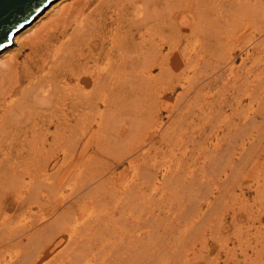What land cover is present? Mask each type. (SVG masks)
Here are the masks:
<instances>
[{
  "label": "bare ground",
  "instance_id": "6f19581e",
  "mask_svg": "<svg viewBox=\"0 0 264 264\" xmlns=\"http://www.w3.org/2000/svg\"><path fill=\"white\" fill-rule=\"evenodd\" d=\"M249 1L247 0V2ZM254 1L256 0H253V3ZM233 2L235 1L233 0ZM226 3L225 0H52L45 7H43L29 22L24 24L22 27H20L17 31L13 33L12 35L13 41L11 40L12 43L10 42L11 44L8 43L0 49V203L3 202L4 199L3 197L14 196L18 192L20 193L22 190H24L25 194L20 199V201L23 203L22 205L24 208L23 209L21 208L22 210L18 213L19 215L18 219H14V218L12 219L11 218L12 216L8 217L4 213L0 214V264H39L41 263L40 261H43V258L50 252L53 246L62 241L60 240L61 236L66 233L69 235V240L66 246L62 250L56 253L55 259L58 261L57 264H138L137 262L142 264H149L147 258L149 259V257L153 255L155 256L156 261H152L153 263L151 264H176L177 263L175 262L176 259H170L173 258L174 255L177 257L176 255L177 253L176 254L174 253V251H176V247L174 246H180L177 247V249H179V251L181 250L182 252V250L186 249L190 244L193 234L196 233L197 236L203 235L204 231L198 230L200 228H203V226L201 227V225L198 226L197 224L201 220H204L203 219L204 211L199 207V203L201 202L199 200V197L206 198V201H208V203L211 204V201H213L211 195L213 193L212 190L214 189L211 188L213 187L214 179L206 173L205 167L207 166L210 167V169L215 171V173L224 171L227 176L230 175L227 172L228 168L232 169L233 167H235L233 168L234 171L231 172L233 173V175L236 176V172H237L236 169L240 167V164H242L240 163L241 159L244 158L243 156L246 154H242L241 152L239 156H236V150H234V148H238L239 143H237V141L239 140L240 136L243 137L241 135L242 133L241 131H244L245 129L248 128V122H247V127L239 129L238 133L240 136L237 137L238 139L237 141L235 140L236 137L234 138L232 136L233 140L230 139L227 143L224 144V146L218 143L216 144L218 148L216 149L211 148V150L205 147L206 144H208L207 142L206 144H204V141L200 143L202 145L201 147L202 149L200 148L201 149L200 152L209 154V156L207 159H205V161H203L202 164H200V166H198V168L201 169L200 171L202 172V174H199V172L192 171L193 169L196 168L192 167L191 169H189L191 167V164L196 163L197 165V162H199L197 160L200 159V156L202 154L200 153L199 154L200 156H195V153H191L192 154L191 156L194 157H192L193 159L191 161L189 160L188 148L190 145L189 144L190 139L188 138L189 135L187 136L186 134L190 133L189 130L190 125L193 122L190 120L186 121L187 118L179 119L180 117L179 113L176 119L174 118L171 119V121L167 124L163 118L158 119L154 111L157 108L153 109L154 107L153 104L155 102V105H158L160 107L163 104H162V98L160 96L161 93L159 96L157 95L155 97L154 95L156 93L154 92L155 93L153 94L154 99H152L150 102L152 108L148 106L149 111L145 112L144 113L145 115L138 114V116H140L139 118L138 116L136 117L134 116L133 119L131 118L130 120L127 121V124L130 127L129 136H133V133L137 131L136 133L137 138L134 137L133 139L132 138L128 139L126 135V142H125L126 148L125 147L124 148L126 149V152L128 151L129 153L127 154L128 155L127 157L131 158V163L132 165H135V170L139 171V169H144V171L142 170V172L140 173L141 179L140 177H138L139 179H137V181L133 180L134 184L133 185L130 184L128 185V187L126 186L125 190H123L124 192L125 191L127 192L128 197H130V199L128 200L129 205L126 203L125 206L123 203L121 207L120 205L117 204L118 206L121 207L120 214H122V217L120 218H118L119 215L118 217H116L115 215L111 214V212L115 210L114 209L111 211L112 207L110 205V204L113 205V200H114V199L112 200L111 198L112 196L110 195L112 193V190L110 189L113 188H111L110 186L109 187L110 189L108 188L109 189L108 191L105 192L101 191L99 192L100 194L97 193V189L95 192V188H94L95 186H93V184L97 179L96 180L94 179L95 176L93 172L94 173L97 172L98 174H100V169L97 171L95 169L96 166L85 168L83 167L82 164L84 163L85 166L87 164L86 163L87 160L85 159L86 160L85 161L83 159L82 160L79 159H81L83 153L86 150L88 151L90 147L94 148L92 150L93 153L95 152L97 153L98 151H105L106 153L107 150L113 152V148L115 149L118 148L117 151H119L123 146H125V143L122 142V137H121L124 136L125 133L123 132L122 129L119 128V126L122 123H119L120 118L118 120L113 118L114 114H112L113 113L112 110L114 109H112V107L115 104V102L120 101L117 100V98L115 97L116 95L114 93L116 94L117 92L127 93L126 76L127 75L129 76L131 74V73L128 74L129 71L151 73L157 67H161L160 75L158 76L156 75V77H153L152 79H156L157 81L158 77H160L161 80L162 78H166L167 82L166 81L164 82V84L166 85L163 86V88L166 90L175 88V85L173 84L174 78L178 79L184 77V79L187 80L191 78L190 69H192L193 67L196 68V64L195 66H192L195 63L193 59L197 58L196 61L198 63L200 61V59H198L200 56L198 57L197 55L193 54L192 52L193 50L190 51L188 50V46H185L183 48V54L186 60L181 62L180 65L181 70L176 72L173 68V65L174 63L177 64L179 62V60L177 59L178 55L176 53L178 49V44L184 40L189 41L190 38L192 37L191 33L194 28L200 30L201 27H203L205 30L206 26L210 25V24L206 25L209 19L210 11H215V12H219L220 10L223 11L226 7ZM256 3H261L259 5L264 6V0H258V2ZM240 5L242 6V4ZM250 5L251 3L249 4V6ZM255 5L256 4L254 3L253 6ZM256 8L257 7L253 9H255V11L257 12V9L259 7L257 9ZM260 8L264 9V7L261 6ZM214 16H212L213 19ZM239 26L240 25H236V26L234 25L233 26L234 29H232L231 31H229L228 29L227 35L230 36V34L232 33V36H234L236 40V38L242 34L241 30H244L243 29L244 27L239 28ZM214 28L216 29L217 27ZM210 30L213 31L212 29ZM205 33H203V35ZM217 33L214 34L218 36ZM205 36L206 35H204L203 37ZM198 39L196 37V40ZM198 41L200 43V39ZM260 41H259V45H260ZM214 42H216V40ZM222 42H224V40ZM15 43H18L17 49L14 48V50H10V52L8 53L7 51L10 49V45H13ZM212 43L213 41L211 40V44ZM207 44L210 43L208 42ZM217 44L219 43L217 42ZM217 44H216V49H218ZM202 48L204 49L203 46ZM230 48L231 45L229 49ZM26 49H28L27 52ZM198 49H201V46ZM210 50L213 51L212 48ZM253 50L254 49H252V51ZM194 51H196V49ZM219 51L221 52V50ZM21 52L22 53L26 52V54L22 59H20ZM218 52L216 53L219 54ZM200 54L202 55V52ZM236 54L237 53H235V55ZM213 56L215 58L219 57V56L216 57L215 55ZM232 56H234V54ZM203 59L205 60V58ZM192 61L193 64L190 63ZM213 61L215 60H212L210 62ZM225 65L226 64H224V66ZM216 66L217 68H219L218 71H222L225 68V67L222 68V65L219 67L218 65ZM214 67L212 68L214 69ZM203 68L204 67H202V69ZM206 69H203L205 70L203 71V74L204 72H206L205 74H207ZM233 69L234 66L232 65V63H229L226 70H224L223 72L224 74L228 73V76L225 77L228 80V82L230 80V75L232 74ZM127 70L128 72H126ZM251 76L249 78H251ZM202 79L205 80V78ZM215 79L217 80V77H215ZM252 79H254L253 76ZM190 80H189L190 85L186 90V93L189 95L191 94L190 92L197 79L195 78L196 80L195 82L191 81L193 84L190 82ZM234 80L236 81L237 78L235 79L234 77ZM242 81L245 80L243 79ZM253 83H255V81H253ZM158 84L159 82L157 83V85ZM222 84L224 83L222 82ZM250 84L251 83H249V85ZM151 85L153 84L151 83ZM249 85H247V87H245L244 90H246L249 87ZM137 88L139 87L137 86ZM144 88L145 89L147 88L148 90L149 87H144ZM239 88H241V86ZM254 88L255 87H253V90ZM248 89L246 92L249 91ZM160 90H161L160 87H158L157 91ZM210 90L211 89H209V92ZM252 91L248 92V94L254 100L256 94L254 93V91L253 92ZM119 94L118 95L121 96L122 93ZM143 94L146 95L147 93H143ZM141 95L142 93L139 92L138 96ZM148 96L149 95H147V97ZM180 96L182 97L183 95L181 94ZM124 97L126 98L127 96ZM132 97L133 95L131 96V98ZM244 97H242V99ZM135 98L136 97H134V99ZM149 98L152 97L149 96ZM208 100L210 103L211 102L210 99ZM208 100L206 102H208ZM127 101L129 105L130 103L129 99ZM212 102H215L214 99ZM175 104H173L172 105L173 107L170 108V116L172 117L173 115H176L175 110L177 105ZM205 105H207V103ZM239 105H237V107H239ZM125 106H127V104ZM216 107L217 106H215V108ZM196 108L194 110H196ZM130 109H132V107ZM200 110L203 109L200 108ZM115 111L116 110H114V112ZM152 113L155 114L154 117ZM147 114L151 115L149 117H153V118L145 119ZM222 114L223 117L225 114L224 113ZM215 116H217V114ZM209 117L212 118V116ZM62 119H68V121L70 119H76V120L78 119V123H79V119L80 120L92 119V120L88 121V123L86 120L85 122L83 120V124L85 125H82L81 127L82 129L81 131H79L80 133L77 130L74 132L75 134L73 133L69 134L70 136H72V138L70 139L71 141L67 145L66 135L68 133V130L66 131L64 129L66 127V124H63L65 123V121L63 122ZM124 120H125L124 122L126 123V119ZM177 120L180 122L182 126V130H181L182 137L179 141H175L173 136L174 129L179 124L178 123L175 126V123L178 122ZM212 120L214 121V119ZM252 121L255 122V118ZM92 122L97 123L98 125L97 128L94 129L89 128L91 127ZM235 122L236 121H234L233 123L235 124ZM223 123L224 122H222V124ZM252 123L250 122V126ZM53 124L55 126V129L52 130L53 131L52 132L50 129L51 126H53ZM146 125H150L149 129L155 132V137L159 135V140L162 139L163 140L166 139L165 141L169 140L167 145H169L168 149L171 151L170 155H172L170 158L166 159V161L162 160L160 162V165L162 164L166 167V177L162 181H160L161 179L159 180L160 183H162L161 185L159 183L160 185L159 190L160 189L162 190V193L158 190L159 194H161L160 196H157L155 194L156 187L152 191L149 192L147 191L148 188L152 186V184L156 183L157 181L156 179L158 178L157 169L155 170V166H157V161H156L157 159H155V156L151 152L153 147L150 150L140 151L141 156L139 155V153H137L139 149L145 148V143L148 140V134L150 133V131L149 129L146 130L145 128ZM229 125L231 126V123H229ZM105 128L108 129L109 131L111 130L110 131L111 133L109 131L108 133L102 132V130ZM125 129H127V127ZM64 130L67 132L66 134L63 132ZM231 130H233V128ZM247 131L245 130L246 133ZM233 132L235 133V131ZM109 133L112 136H110ZM51 134H52V140H50ZM115 134L118 135L116 136ZM94 135L95 137L97 136V139L94 138ZM223 135L225 136L227 135V133ZM70 136L68 138H70ZM194 136L195 133L193 137ZM242 140H244V137ZM223 142H225V140ZM242 143L244 144L245 142L242 141L241 144ZM71 144H73L72 146H74L73 152L71 151V148H73L71 147ZM214 144L215 143H213V145ZM108 145L110 146L108 147ZM249 146L247 148H249ZM178 149L179 151L176 152L175 154L173 150L176 151ZM158 150H160L161 152L162 148ZM61 151L64 152L62 160H59L58 167L54 172L52 173L49 172V167L51 166V164H53V161H55L54 156L56 155L57 157H59L58 154ZM89 152L91 151H88L87 153ZM253 152L254 149L252 147L249 148V154L251 153V157H252L251 159H254L256 157V154H253ZM96 153L88 156L87 159L92 161ZM155 154H157V152ZM96 157L97 160H99L98 156ZM248 157H246V162L250 160L249 159L250 157L249 158ZM139 158L140 161H137ZM97 160H95L94 158V161L96 163H98ZM225 160H227V163H225L224 165L223 163ZM102 162L103 161H101V163ZM222 164L224 166H222ZM75 165L76 166L81 165L80 166L81 169L76 172L74 177L71 178V174H72L71 168H73ZM87 165L89 166V164ZM247 165H249V163H247ZM103 166L105 167V163ZM91 168H93V172L90 170ZM109 172L107 174L111 173ZM142 173L144 175L143 177H142ZM220 174L222 175V173ZM105 176L106 174L104 175V177ZM82 177H85L84 184H87L88 187L91 186L89 191L90 194L89 192L87 193L89 196L88 199L85 198L86 194L84 195V192L82 194V190L78 189L80 186L85 187L83 186V182L79 181ZM229 177L228 179L225 178L224 181H220L219 183V187L221 186V184L223 185L222 191H220V194H222L223 196H224L223 193L227 195H231L229 192V185H228L229 183H225V181L229 180ZM93 179L95 181L92 184ZM237 179L235 178L236 182H238ZM71 180H73V184H74L73 186H71L72 184H70ZM106 181H105L106 183L110 182L107 179ZM217 181L218 180H216L215 182ZM168 182L170 183L168 184ZM240 182H241L240 183V188H241L243 183L242 181ZM67 184L68 185L70 184L69 186L72 188L71 191H68L67 188L65 187V185ZM95 184L98 185V183ZM111 184H113L112 181L108 185ZM166 186L169 187L168 190L164 188ZM19 187L22 188L18 190ZM263 187H261V190L263 189V191H260L259 186L257 187V190L262 193L264 192ZM153 188L154 187H151V189ZM45 189H49L48 197L40 194V192H44ZM168 191H173L170 192L172 193V195L178 193V196L183 197L182 200H184V198L190 199L189 198L190 196L191 198H193L194 201L195 200L197 201V202L194 201L192 202L191 200V202H187L184 200L185 202L181 203L182 200H179L180 204L178 205L177 209H175L177 210L175 211L177 212L176 216L181 215V218L184 217V220L186 221L188 220L191 223L190 225L185 226L184 228H180L179 226L183 224L182 219L181 221L178 220L176 225H174L173 222L175 221V219L169 218V220L166 219L162 220V224L163 221L165 222V224H163L164 228L162 230L160 229L161 221L157 219V217L155 216L156 210L152 208H154L155 203L161 200L163 202V199L167 198V194H169ZM126 192H125V196H126ZM32 194L33 195L36 194V196H34V198H31ZM257 196L259 197V193H257ZM118 198L122 199L123 195L122 196L119 195ZM117 199H115V202ZM122 200L119 199L118 201H122ZM31 201H35V205L39 207V210L38 212L36 211L35 214L31 215L32 217L28 219L26 218L27 220H25L24 218L28 216L25 214L29 212L28 210H30L29 208L31 207L30 204H28V202L30 203ZM146 201L150 202V204H148L149 205L148 207H151L149 209L150 214L147 216H143L141 215L142 213L137 212V208L135 207H137L140 203L142 205L144 203L147 204ZM172 201L173 200H171L170 203L166 206L165 204H163L164 203L163 202L162 203L163 206L161 207L164 208L159 210L158 213H163L162 211H164V213L167 212L166 213L167 215L165 216H168L170 210H174V208L176 207L172 205ZM262 202L258 204V208L260 207V210L258 209L259 214L257 215V213H255L256 211L255 212L252 211L248 216L249 218H251L250 221H253V223L255 221L257 222V220H260L262 218V215L264 216V202L263 203ZM193 203H198V204L193 205ZM51 210H55L54 219L48 220L45 223V221L49 218L48 213L46 211L49 212ZM117 210H119V208ZM130 210L132 212H130ZM145 211L147 212V210ZM212 212L213 211L211 210V213ZM86 213L87 214L89 213V215H87L89 218L83 219V216L86 217ZM126 213H130L129 215H127V218H126ZM214 216L216 217V214L213 215V217ZM133 217H135V219H133L132 221L131 219ZM233 220L237 221L238 223L237 210L234 211L233 213ZM205 221H207V219ZM204 223L205 222H203L202 224ZM236 225L237 224L235 222V227ZM175 227L180 228V233L178 235L176 234V236L174 235V233H176ZM194 228L197 229L191 235L190 230ZM160 231H162L161 234ZM257 232L260 233L261 232L260 229H258ZM62 238H64V236H62ZM258 240L260 239L258 238ZM14 242H20L21 249L12 253L9 249V245H11ZM140 246L143 248L142 249L143 255H145V258L143 257V260L140 259L141 258L140 256H135L136 252L138 251L136 249H139ZM262 250L258 252V254L261 253L263 258L264 248ZM146 251H148V254H150L149 256L148 254H145ZM181 255L182 253L180 254V256ZM180 259L182 260V258ZM184 259L182 262H184ZM42 264H53V263L43 261Z\"/></svg>",
  "mask_w": 264,
  "mask_h": 264
},
{
  "label": "rangeland",
  "instance_id": "374dc122",
  "mask_svg": "<svg viewBox=\"0 0 264 264\" xmlns=\"http://www.w3.org/2000/svg\"><path fill=\"white\" fill-rule=\"evenodd\" d=\"M234 1L235 2H233V0H225V3L226 2L227 3H226V7H225V9L223 11L222 10H220L219 12L210 11V13H209V19H208V22L206 24V25L210 24V25H208L209 28H208V26H206V28L204 30V28L201 27V29H200L201 31L198 30V29H196V28H194L193 30H195V31L192 30V33H191V36L192 37L189 40L190 42L188 40H184V41H182L181 43L178 44V49H177V52L176 53L178 55L177 59L179 60V62L177 64L174 63V65H173V68H174V70L176 72L181 70V67H180L181 62H183V61L186 60L184 58L185 56L183 54V48L185 46H188V50H190V51L193 50L192 51L193 54L197 55L198 57L200 56L198 58V59H200V61L198 60L199 61L198 62L199 64L196 61L197 58H194L193 59V61L195 62L194 64H193V61L190 62L191 64H193L192 66H195V64H196V68L201 67L199 69H196L195 67H193L192 68L193 70L189 68L190 69V74H191V78H189V80L191 79L190 82L191 81L192 82L193 81L195 82L196 81L195 78L197 79V81L194 83V85L192 87V90L190 92L191 93L190 95L186 93V90L188 89V86L190 85L189 84V80L184 79V77L183 78H178V79H175L174 78L173 84L175 85V88H173V89L166 90V89L163 88V86L166 85V84H164V82L165 81L167 82V79L166 78H162V80H163L162 81L160 79V77H158L157 78V81L159 82V84L157 85L158 82L156 81V79H152V78L153 77H156V75L157 76L160 75V73H161L160 72L161 71V67H157L151 73H148V72L147 73H144V72H139V71H129L128 74H130V73L131 74L129 76L126 74L128 76V77L126 76V86H127L126 87V92L127 93H125V92H117V94L114 93L116 95L115 97L117 98V100H120V101L119 102L118 101L115 102V104L113 105L112 109H114L116 111L114 112V110H112L113 113H112V111H111V113L114 114L113 115V118L114 119H117L118 120L120 118L119 123H122V124L119 126V128L122 129L123 132L125 133L124 136H121L123 143L126 142V135H127V138L128 139H131V138L133 139L134 137L137 138V134H136L137 131L135 133H133V136H129L130 135V127L128 126L127 121L130 120L131 118L133 119L134 116L135 117L138 116V114L145 115L144 113L149 111L148 106H150L152 108V106L150 105L151 100L154 99V96L155 97L157 95L159 96L160 93H161L160 96L162 98V104L163 105H161V107H160L158 105H155V102L153 104V106H154L153 109L157 108L154 111H155L156 116H157L158 119H162L163 118L164 121L167 124V123H169L171 121V119H173V118L176 119V117H178V113H179L180 114L179 119H181V118L186 119L187 118L186 121H189L190 120V121L193 122V123L191 122L192 124L190 125V129H189L190 130V133L189 134H186L187 136L189 135L188 138L190 139V141H189V144L190 145H189V148H188V150H189L188 156H189V160L190 161L193 159L192 157H194V156H191L192 155L191 153H195V156H200L199 154L202 153V152H200L201 149H202L201 148L202 145L200 143H202L203 141H204V144H206V142L208 143V144H206L205 147H207L209 150H211V148L212 149L213 148L214 149L218 148L216 146V144H218V143L219 144H222V146H224V144L227 143L230 139L233 140L232 139V136L234 138L236 137L235 140L237 141L238 140L237 137L240 136L239 133H238L239 129L240 128L247 127V122H248V128L245 129L246 131L248 130L247 133L245 132V130L244 131H241L242 133L240 132L241 135L244 137V140H242L243 137L240 136L239 137V140L237 141V143H239L238 144L239 146H238V148H234V150H236V156H239L241 154V152H242V154H246V155L243 156L244 158L241 159V162L240 163H242V164H240V167H238V169H236V171H237L236 172V176L238 175L237 176L238 179L231 172V171H234L233 168H235V167L232 168L233 170L231 168H228V171L227 172L231 175V176L229 175L230 177L227 176L224 171L216 172L217 173L216 174L215 171H213L212 169H210V167L207 166V167H205L206 169L204 168L206 170V173L214 179V181H213V187H211V188H214L212 190L213 193L211 195V198L213 199V201H211V204H210V203H208V201H206V198L199 197V200L201 201L200 203L198 202L199 203V207L204 211L205 214L203 213V219L204 220H201L200 222H198V221H196V222H198L197 223L198 226L199 225H201V227L203 226V228H200L198 230H201V231H204V232H203V235L197 236L196 233L193 234L194 231L197 228L196 229L194 228V229L190 230L191 235L193 234V236L191 238V241H190V244L192 243V241H193V243L191 245L189 244L186 249L182 250V252H181V250L179 251V249H177V247H180V246H174V247H176V251H178V252L174 251L175 254L177 253L176 254L177 257L174 255L173 258H170V259H176L175 262H177L179 264H181V262L183 261L184 258H186V259H184V262L185 263L182 262V264H189V263L190 264L191 263L192 264H229V263L230 264H264V257L262 258L261 253L258 254V252H260L264 248V216L262 215V218L260 220H257V222L255 221L254 223H253V221H250L251 218L248 217L249 214H250V212H252V211H254V212L256 211L255 213H257V215L259 214L260 207L258 208V204L264 200V197H263L264 196L263 195L264 192L261 193V192H259L257 190V187L259 186L260 187V191H263V189L261 190V187L264 186V125H263L264 124V46H263L264 43H262V42H264V29H263L264 28V9L260 8V6L261 7H264V6L263 5H259L261 3H256V2H258V0L254 1V3L256 4L255 6H253L254 5L253 0L252 1L251 0L249 1L248 0L251 3L252 6L251 5L249 6L250 3L247 2V0H244V1L243 0H234ZM240 4H242V6ZM244 4H246V5H244ZM255 7H257V8L259 7L258 9L260 11L256 8L257 9V12H256L255 9H253ZM210 16H211V18H210ZM212 16H214V19L212 18ZM215 23H217V24H215ZM218 25H220V26H218ZM234 25L235 26L236 25H240L239 28L244 27L243 28L244 30H241L242 31V34L239 37H237L236 40H235L234 36H232V33L231 32H230L231 33L230 34L231 37L227 35V32H228L227 30L229 29V31H231L232 29H234L233 28ZM254 25H256V26H254ZM214 27H217L218 29L217 28L215 29ZM236 28H238V27H236ZM210 29H212L213 31H211ZM219 29H221V30H219ZM220 31L223 32V33H221ZM252 31H254V32H252ZM212 32H214L215 34L217 33L218 36L215 35ZM203 33H205L204 34V35H206L205 37H203L204 36ZM196 34H199V35H196ZM212 35L213 36L215 35L214 37H216V38H214ZM195 36L197 37V39L200 37L199 38L200 39V43L198 41L199 39L196 40V37ZM221 37H224V38H221ZM213 39H215L216 42H214L215 40H213ZM222 39L224 40V42H222L223 41ZM211 40L213 41L212 44H211ZM203 41H204L205 44L203 43ZM207 41L210 44H207L208 43ZM259 41H260V45H259ZM217 42L219 44H217ZM202 44H204L205 46L202 45ZM216 44L218 45V47H217L218 49H216ZM234 44H236V45H234ZM208 45H210V46H208ZM230 45H231V48L229 49ZM17 46H18V43H15L13 45H10V49L7 52L9 53L10 50H14V48L17 49ZM200 46H201V49H198V48H200ZM202 46L204 47V49L202 48ZM194 47H196V48H194ZM206 47H207V49H206ZM208 48H210V49L212 48L213 51H211ZM235 48H236V50H235ZM195 49H196V51H194ZM214 49H216V50H214ZM252 49H254V50L252 51ZM219 50H221V52ZM27 51H28V49H26V52ZM243 51H244V53H243ZM7 52H6V54H7ZM26 52H24V53L21 52L20 59H22L24 57V55L26 54ZM199 52L200 53L202 52V55ZM211 52H213V53L215 52V53L213 54ZM216 52H218L219 54H217ZM231 53H233L234 56H232L233 54H231ZM235 53H237V54L235 55ZM213 55H215L216 57L217 56H219V57L215 58ZM203 58H205V60ZM245 58H247V59H245ZM207 59L210 60V61H212V60H215V61L210 62ZM258 59L261 60V61H259ZM206 60H207V62H206ZM220 61H221V63H220ZM200 63H201V65H200ZM213 63H215L216 65H218V67L222 65V68L223 67H225V68L222 71H218L219 68H217V66L215 64H213ZM229 63H232V65L234 66V69L232 71V74L229 73L231 75H230V80L228 82V80L225 78V77L228 76V73H226L227 74L226 75L223 72H224V70H226V68L229 65ZM224 64H226V65L224 66ZM197 65H198V67H197ZM210 65H212V66H210ZM214 65H215V67H214ZM202 67H204L203 69H206L207 68L206 71H207L208 76H207V74H205L206 72H204L205 75L203 74V71H205V70H203ZM212 67H214V69ZM246 71H248V72H246ZM126 72H128V70ZM213 72H214V74H213ZM216 73H217V75H216ZM218 74H220V75H218ZM239 74H240V77H239ZM149 75H151V76H149ZM251 75L253 76L254 79H252V76ZM202 76H204V77H202ZM250 76H251V78H249ZM135 77H136V79H135ZM215 77H217V80L215 79ZM234 77H235V79L237 78V80H236L237 83L234 80ZM185 78H186V76H185ZM193 78H194V80H193ZM202 78H205V80L202 79ZM151 79H152V81H151ZM199 79H200V81H199ZM209 79H212V80H209ZM243 79L245 81H242ZM246 79H248V80H246ZM153 81H155L157 83H155ZM248 81H249V83H251L250 85H249ZM253 81H255V83H253ZM198 82H201V83H198ZM222 82L224 84H222ZM151 83L153 85H151ZM186 85H187V87H186ZM214 85H215V87H214ZM247 85H249V87H248L249 89L247 88L249 90L248 92L252 91L253 90V87H255L254 90H253L254 93L256 94L254 100L248 94V92H246L247 89L244 90V88L247 87ZM252 85H253V87H252ZM137 86L139 88H137ZM240 86H241V88H239ZM144 87H149L151 90L149 88L147 90V88L145 89ZM158 87H160V89H161L160 91H157V88ZM136 88L138 89V91H137ZM142 89H143V91H142ZM205 89L207 90V92H206ZM209 89H211L210 92H209ZM255 90H256V92H255ZM215 91H216V93H215ZM244 91L246 92V94H245ZM134 92H135V94H134ZM139 92L142 93V95H141L142 97L141 96H138L139 95ZM119 93H122V94L124 93V94H123V96H122V94H121V96H119L120 95ZM143 93H147V94L145 95ZM179 93H181L184 96V98H183V96L181 97L180 96L181 94H179ZM136 94H138V95H136ZM153 94H155V95L153 96ZM186 94L189 95V96H187ZM132 95H133V97L131 98ZM147 95H149L152 98H149V96L147 97ZM208 95H209V97H208ZM124 96H127V97L125 98ZM134 97H136L135 98L136 100L134 99ZM138 97H139V99H138ZM242 97H244V98L242 99ZM128 99H129V102H130L129 105H128V101H127ZM144 99H147V100H144ZM208 99H210V101H211L210 103H209V100ZM213 99H214L215 102H212ZM125 100H126V102H125ZM192 100H193V102H192ZM207 100H208V102H206ZM203 101H205V102H203ZM228 101H231V102H228ZM142 102H145V103H142ZM177 102H178V104H177ZM237 102H238V104H237ZM197 103H199V104H197ZM206 103H207V105H205ZM212 103H213V105H212ZM126 104H127V106H125ZM138 104H140V105H138ZM173 104L177 105V107H176V110H175L176 115H173V117H172V116H170V108L173 107L172 106ZM214 104H216V105H214ZM230 104H232V105H230ZM237 105H239V107H237ZM137 106H139V107H137ZM196 106H197V108H196ZM215 106H217L216 107L217 109L215 108ZM117 107H118V109H117ZM131 107H132V109H130ZM195 108H196V110H194ZM200 108L203 109V110H200ZM218 108H219V110H218ZM138 109H139V111H138ZM118 110H119V112H118ZM145 110H147V111H145ZM222 113L225 114L223 116L224 118L222 117V115H223ZM230 113H231V115H230ZM216 114H217V116H215ZM152 115L154 117L155 114L152 113ZM114 116H116V117H114ZM149 116H151V115L147 114L146 118L145 117H143V118H145V119H152L153 118V117H149ZM209 116H212V118L209 117ZM139 117L140 116H138V118ZM230 117H231V119H230ZM250 117H252L253 119L255 118V122L256 123L254 121H252L253 119L250 118ZM113 118H110V119H113ZM221 118H223L224 120L221 119ZM232 118H233L234 121L237 122V123L235 122L236 125L233 123L234 121L232 120ZM124 119H126V123L124 122L125 121ZM212 119H214V121ZM243 119H244V121H243ZM62 120H63V122L65 121V123H63V124H66V127L64 129L66 131L68 130V133L65 130L63 131L65 134L67 133V135H66V138H67L66 142H67V145H68V143L71 141L70 139L72 138V136H70L69 134H72V133L75 134L74 132L77 131V130H78V132L81 131L82 125H85V124H83V120H84V122L86 120L87 123H88V121H90L92 119H81L82 121L79 119V123H78V119L77 120L76 119H70L69 121H68V119H62ZM207 120H208V122H207ZM248 120L251 123L254 122V123L251 124V126H253V127L250 126V122ZM120 121H122V122H120ZM123 122H124V124H123ZM222 122H224V123L222 124ZM89 123H91V122H89ZM229 123H231V126L229 125ZM92 124H91V127H89V128H91V129L97 128L98 125H97L96 122H92ZM177 124H178V126L174 129V132H173V134H174L173 136H174L175 141H179L181 139V137H182V135H181L182 134L181 133L182 132L181 131L182 130V126H181V124H180L179 121L175 123V126ZM216 125H218V126H216ZM149 126L150 125H146L145 126L146 130L149 129ZM126 127H127V129H125ZM232 128H233V130H231ZM54 129H55V126L53 124V126H51V129L50 130L52 131ZM219 130H220V132H219ZM69 131H72V132H69ZM108 131L109 130L106 129V128L102 130V132H107V133H108ZM149 131H150V133L148 134V140L145 143V148L144 149H139L137 151V153H139V155L141 156V152L140 151L150 150L153 147V149H152L151 152L155 156V159H157L156 160L157 161V166H155V170L157 169L158 178L156 179L157 181L155 180L156 181V183H154L155 185L152 184V186H151V187H154V188L151 189V187H150V188H148L147 191L148 192L149 191H152L156 187L155 194L157 196H160L161 194H159V191L162 193V190L161 189L159 190L160 185L162 184V183H160V181H162L166 177V167L164 165H162V164L160 165V162L162 160H165L166 161V159L170 158L172 155H170L171 154L170 153L171 151L168 149L169 145H167V143L169 142V140L168 141H165L166 139L159 140V135H157L155 137V132H153L151 129H149ZM233 131H235V133ZM110 133H109V135H110ZM194 133H195V136L193 137ZM226 133H227V135L224 136L223 134H226ZM119 134H120V132H119ZM216 134H217L218 137L216 136ZM249 135H250V137H249ZM50 136H51L50 140H52V134ZM69 136H70V138H68ZM110 136H112V135H110ZM209 136H210V138H209ZM245 136H247V137H245ZM94 138L97 139V136L95 137V135H94ZM191 138H193V139H191ZM111 140H113V139H111ZM191 140H193V141H191ZM224 140H225V142H223ZM242 141L245 142V143L244 144L243 143L241 144ZM211 142H213L215 144L213 145V143H211ZM252 143H253V145H252ZM199 144H200V147H199ZM211 144H212V146H211ZM72 145L73 144H71V147H73V148H71V151L73 152L74 146H72ZM157 145H158V147H157ZM109 146L110 145H108V147ZM248 146H249V148L252 147L254 149V152L255 153L253 152V154H256V157L254 159H251L252 157H251V153L249 154V148H247ZM124 147L126 148V143H125V146H123L119 151H117L118 148H116V149L113 148V152H110L109 150H107L106 153H105V151H98L97 153L95 152L96 155H94V158H95V160H97V157L96 156H98V159H99V160H97L98 163H96L94 161V158H93L92 161L87 159L88 156L95 154L92 151L94 148H91V147L88 149V151H91V152H89L90 154L87 153L88 151L86 150L83 153V155L81 156V159H79V160H82V159L83 160H85V159L87 160L86 163L89 164V166L87 164L84 166V163L82 164L83 167H85V168L86 167L89 168V167L96 166L95 169L97 171L100 169V174H98L97 172L94 173L93 172V168L90 169L93 172L94 176H95L94 179L95 180L97 179L96 180L97 182L93 179L92 184L94 183V181H95V183H98V185H96L95 183L93 184V186H95L94 187L95 188V192H96V189H97V193H99L101 191L102 192L108 191L110 189L109 188L110 186H111V188L114 189V190L113 189H110V190H112V193L110 194L112 196L111 198H112V200L114 199L113 200V205L112 204H110V205L112 207L111 211L114 210V209L116 211L114 210L113 212H111V214L115 215L116 217H118V215H119L118 218L122 217V214H120L121 213L120 210H121V207H122L121 205H123V203H124L125 206H126V203L129 205V201L128 200L130 199V197H128V194H127L126 191H125L126 192V196H125V192L123 190H125V187L126 186L128 187V185H130V184L133 185L134 184V181L135 180L137 181V179H139L138 177H140V179H141L140 173L142 172V170L144 171V169H139V171L138 170H135V165H132L131 158L130 157H127L128 156L127 154H129V153H128V151L126 152V149ZM160 148H162L161 152H160V150H158ZM245 148H246L247 151L245 150ZM173 151L176 154V152H178L179 149L176 150V151L175 150H173ZM191 151H193V152H191ZM107 152H108V154H107ZM156 152H157L158 155L155 154ZM63 153L64 152L61 151L58 154L59 157H57L56 155L54 156L56 162L53 161V164H51V166L49 167V172L52 173V172H54L56 170V168L58 167L59 160H62ZM109 153L110 154L112 153V154L110 155ZM247 153H248V156L250 158L247 156ZM208 156H209V154L202 153L201 156H200V159L197 160V161H199V162H197V165H196V163L191 164V167L189 169H191L192 167L193 168H196V169H193L192 171L199 172V174H202V172L200 171L201 169H199L198 166H200V164H202L203 161H205V159L208 158ZM162 157H163V159H162ZM246 157H248L250 159L249 160L250 162L249 161L246 162ZM251 160H253V161H251ZM99 161H100V163H99ZM101 161H103V162L101 163ZM110 161H111V163H110ZM137 161H140V158ZM104 163H105V167L103 166ZM112 163L115 164V165H113ZM189 163H191V162H189ZM225 163H227V160H225L223 164L225 165ZM247 163H249V165H247ZM223 164H222V166H224ZM80 166L81 165H79V166H76L75 165L73 168H71L72 169L71 178L74 177L75 174H76V172L81 169ZM106 167H107V169H106ZM201 168H203V167H201ZM109 169H110V172L111 173L109 172ZM134 170H135V172H134ZM211 171H213V172H211ZM108 172L110 174H107ZM137 173H139V174H137ZM220 173H222V175ZM105 174H106V176H105L106 178L104 177ZM112 175H113V177H112ZM143 176L144 175L142 173V177ZM228 177H229V180L228 181H225V183H229L228 184L229 185V192H230L231 195H227V194L223 193L224 194V196H223L222 194H220V191H222L223 185L221 184L222 187L221 186L219 187V183H220V181H224L225 178L228 179ZM219 178L222 179V180H220ZM235 178L237 179L238 182L235 181ZM84 179H85V177H82L79 181L83 182V186H85V187H82V186L79 185L80 187L78 186L79 187L78 189L82 190V194L84 192V195L86 194L85 195L86 196L85 198L88 199L89 196H88L87 193L90 191L91 186L88 187L87 184H84L85 183V180ZM106 179L109 180L110 182L106 183L107 182ZM111 179H113L114 181L111 180ZM216 180H218V181L215 182ZM111 181L114 184V187H113V184L108 185V184L111 183ZM240 181H242V183H243V185L241 186V188H240V183H241ZM67 182H68V180H67ZM99 182H100V184H99ZM159 183H160V185H159ZM169 183L170 182H168V184ZM236 183H237V185H236ZM70 184H72L71 186L74 185L73 184V180H71ZM69 185L67 184V185H65V187L67 188L68 191H71L72 188ZM102 185H104V186H102ZM234 185H235V187H234ZM106 186H107V188H106ZM21 188L22 187H19L18 190L21 189ZM164 188H166L167 190L169 189V187H167V186L164 187ZM176 188H177V185H176ZM113 191L116 194H114ZM48 192H49V189H45L44 192H40V194L48 197V194H49ZM168 192H169V194H167V198L163 199V202L164 203L162 202V200L161 201H158L157 203L154 204V208H152V209H155L156 210L155 211V216L157 217V219H159L161 221L160 229L162 230L164 228L163 227V224H165L164 221H163V224H162V220H164V219L169 220V218L170 219L171 218L172 219H175V221L173 222L174 225H176V223L178 222V220L181 221V219H182V223L183 224H181V226H179L180 228H184L185 226L190 225L191 223L188 220L187 221L184 220V217L181 218V215H179V216L177 215L176 216L177 212H175V211H177V210H175V209H177L178 205L180 204L179 203L180 202L179 200H182L183 197L178 196V193L175 194V195H172V193H170V192H173V191H168ZM257 193H259V197L257 196ZM24 194H25V192H24V190H22L20 193L18 192L14 196H11V197H8V196L7 197H3L4 198L3 199V202L0 203V209H1V211H0L1 213L0 214H3L4 213L8 217H11L12 216L11 217L12 219L13 218L14 219H18L19 218L18 213L24 208L23 205H22L23 203L20 201V199L24 196ZM89 194H90V192H89ZM113 194H114V196H113ZM119 195L120 196L123 195V198L122 199L124 201L121 198H118ZM232 195H234V196H232ZM34 196H36V194L35 195L32 194L31 198H34ZM115 196H117V197H115ZM177 197H180V198H177ZM218 197H219V199H218ZM231 197H233V198H231ZM234 197H235V199H234ZM108 198H109V196H108ZM189 198L190 199L184 198V200L187 201V202H191V200H192V202L194 201L193 198H191L190 196H189ZM115 199H117L116 202H115ZM119 199L122 200V201H118ZM171 200H173L172 201V205L173 206H176L174 208V210H170L171 215L169 213V215H168L169 217L168 216H165V215H167L166 214L167 212L164 213V211H162L163 213H158L159 210H161L162 208H164V207H161V206H163V204H165V206L168 205ZM184 200H182L181 203L182 202L184 203L185 202ZM260 200H262V201H260ZM146 202H147V204L144 203L142 205L140 203L141 205L139 204L137 207H135V208H137V212L138 213H142L141 215H143V216H147V215L150 214L149 209L151 207H148L149 206L148 204H150V202H148V201H146ZM194 202H197V201L195 200ZM198 203H193V205L194 204H198ZM28 204H30L31 207L29 208L30 210H28L29 212H27V214H25V215H28L27 217L24 218L25 220H27L28 218L32 217L31 215L35 214V212L36 211L38 212V210H39V207L37 205H35V201H31L30 203L28 202ZM117 204L120 205L121 207L118 206ZM113 206H114V208H113ZM115 206H116V208H115ZM118 208H119V210H117ZM209 208H211V209H209ZM144 209L147 210V212ZM211 210L213 211L212 213H211ZM236 210H237V215H238V223H237V221L233 220V213ZM52 211H54V212H52ZM171 211H174V212H171ZM46 212L48 213V217L49 218L45 221V223L48 220L54 219L55 210H51L49 212L46 211ZM130 212H132V211L130 210ZM129 214L130 213H126V218H127V215H129ZM215 214H216V217L215 216L213 217V215H215ZM87 215H89V213L88 214L86 213V217L83 216V219L89 218ZM138 215H140V214H138ZM208 217H209V219H208ZM211 217L213 218V220H212ZM205 218L207 219L208 222L205 221L206 220ZM129 219H130V217H129ZM133 219H135V217H133L131 220L133 221ZM203 222H205V223L207 222V223L206 224L205 223L202 224ZM235 222L237 224L236 227H235ZM213 224H215V225H213ZM241 224H243V225H241ZM237 226H238V229H237ZM179 227H175V232H176V233H174L175 236H176V234L178 235L180 233V228ZM258 229H260V231H261L260 233L257 232ZM231 231H232V233H231ZM234 231H236L237 233L234 232ZM158 233H159V231H158ZM161 233H162V231H160V234ZM62 236H64L65 239L62 238ZM62 236H61V239H60L62 241L60 243H58V244H56V245L53 246V248L50 250V252L43 258V261L50 262V263H53V264H57L58 263V261L55 259L56 253L59 252L60 250H62L66 246V244H67V242L69 240V235L67 233L64 234V235H62ZM239 237H240V239H239ZM258 238L260 240H258ZM9 249H10V251L12 253L20 250L21 249L20 242H14V243H12L11 245H9ZM142 249L143 248L140 246L139 249H136L138 251L135 254V256H140L141 257L140 258L141 260H143V257L145 258V255H143ZM181 253H182V255L180 256ZM145 254H148V251H146ZM149 255L150 254H148V256ZM184 255H185V257H184ZM180 258H182V260ZM149 259L147 258V261H149V264L153 263L152 261H156L155 260L156 258H155L154 255L153 256H150ZM180 260H181V262H180ZM185 260H187V261L189 260L190 262L189 261L187 262ZM43 261H40L41 263H39V264H42ZM126 262H127V259H126ZM133 263H136V262H133ZM137 263L138 264H142V263H139V262H137Z\"/></svg>",
  "mask_w": 264,
  "mask_h": 264
},
{
  "label": "water",
  "instance_id": "95a60500",
  "mask_svg": "<svg viewBox=\"0 0 264 264\" xmlns=\"http://www.w3.org/2000/svg\"><path fill=\"white\" fill-rule=\"evenodd\" d=\"M52 0H0V49Z\"/></svg>",
  "mask_w": 264,
  "mask_h": 264
}]
</instances>
